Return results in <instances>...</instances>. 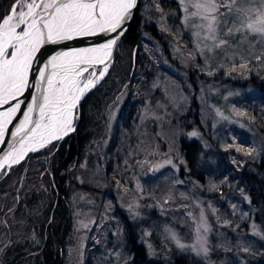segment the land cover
I'll use <instances>...</instances> for the list:
<instances>
[{
	"label": "rangeland",
	"instance_id": "374dc122",
	"mask_svg": "<svg viewBox=\"0 0 264 264\" xmlns=\"http://www.w3.org/2000/svg\"><path fill=\"white\" fill-rule=\"evenodd\" d=\"M174 1L141 0L136 15L142 25L139 50L135 53L131 47L123 48L126 56L129 51L134 52L129 57L135 59L132 71L137 82L133 87L137 90L136 98L139 100L131 128L119 129V144L123 153L113 157L108 150L111 137L119 135L114 124L124 99L121 96L108 110L102 140L94 144V149L86 150L80 159L73 158L67 164L68 178L65 177L64 183L69 203L66 223L70 233L61 251L64 255L63 264H129L132 254L121 237L123 228L120 227V210L132 220L138 221L139 238L151 253H154L155 247L151 235L160 232L165 240L176 247L191 252L208 264H215L216 261L209 256L214 250L211 248V237L215 236L217 240L219 238L218 242L227 237L234 239L236 258H223L217 264H242L245 259L241 258V252L255 254L258 248L255 241L264 240L255 223H251L249 228L256 236L254 240L244 239L238 231L233 235L231 231L224 234L221 226L227 221L217 206L201 195V187L197 183L186 186L188 175L182 183H178L174 174V157L183 160L175 145L176 133H179L175 129L176 112H185L196 92L202 103L203 122L214 136L217 137L223 124L237 126L236 115L240 114L245 100L257 94L258 89L252 85H236L226 81L224 76L243 77L250 71L263 74L264 62L250 58L244 51L240 54L250 62L247 67L241 68L243 61L234 55L238 49L222 47L209 52L204 44H211V41L203 39L207 35V29L200 27L208 22L201 15H194L198 12L196 5L204 0H185L187 12L181 0ZM32 2L33 0H24L25 4ZM45 2L47 0H35L40 5L35 9L39 14L37 18L46 13L43 8ZM262 2L264 0H238V6L264 10L261 8ZM23 10L28 11L26 7ZM240 39L242 37L237 34L233 43ZM248 42L255 45L253 56L264 51V44L258 43L257 36H248ZM244 47L247 49L248 44ZM114 63L115 55L105 77ZM103 68L102 64L94 67L97 76ZM189 69L194 70L199 87L197 91ZM92 71L90 68L89 72ZM216 74L223 77H213ZM87 78L88 73H85L82 80ZM78 106L74 110L72 126L76 122ZM183 122L185 124V120ZM193 133L206 143L207 139L199 129L195 128L192 135ZM66 137L67 135L27 153L19 163L5 167L0 173V205L4 204L1 208L5 211V215L0 216L4 219L1 221L2 226L0 225V243L8 250L11 247L14 250L28 246L35 250L34 246L40 247L42 244L44 236H39L36 224L44 219L41 216L45 215L43 211L50 194L53 180L50 173L54 168L52 154ZM235 148L241 154L237 157L243 158L249 154V150L239 144H235ZM169 160L171 163H167ZM16 189L25 193L20 209L15 208L18 200ZM33 194L37 198L29 206L26 205L34 197ZM40 194L43 198L40 196L38 200ZM7 203L14 209H8ZM144 206L147 210L143 209ZM148 209H154L158 215L168 219L160 224L152 221L149 216L144 220ZM108 237L110 241L106 242ZM200 240L206 241L207 254L199 251ZM5 252L0 249V256L5 257ZM0 264H8L7 259L3 258Z\"/></svg>",
	"mask_w": 264,
	"mask_h": 264
},
{
	"label": "trees",
	"instance_id": "16d2710c",
	"mask_svg": "<svg viewBox=\"0 0 264 264\" xmlns=\"http://www.w3.org/2000/svg\"><path fill=\"white\" fill-rule=\"evenodd\" d=\"M14 2L15 0H0V18L10 11ZM174 3L177 5L176 1ZM141 28L142 25L137 16L116 48L112 70L81 102V119L77 130L70 138L65 139L61 149L52 154L54 168L50 173L53 179L50 184L51 191L43 211L45 215L41 216L44 219L41 222L37 220L38 224H36L39 236H44L42 244L40 247L34 246L35 250L30 246L14 250H11V247L8 250L1 242L0 249L6 251L4 253L6 255L0 256V262L6 258L8 264H63L64 255L61 251L70 233L69 225L66 223L69 203L56 193V188L64 190L68 162L76 156L80 159L86 150L94 149V144L102 140L105 135L108 110L119 101L117 98L121 96H124V99L119 106L114 124L119 135L111 137L108 150L113 157L123 153L119 144L121 142L119 129L131 128L139 107V100L136 98L137 90L133 87L137 82L136 75L132 71L135 59L129 57V54L134 52L129 51L126 56L123 54V48L131 47L135 53L139 50ZM169 56L171 57V53ZM171 59L177 61L173 57ZM189 73L197 91L199 87L194 70L189 69ZM201 75L206 74L201 73ZM218 76L222 75H213V77ZM224 79L236 85L255 86L258 93L245 100L240 114L235 117L238 119L237 126L230 123L223 124L216 137L203 122L202 103L195 92L188 109L185 112L178 110L174 117L177 122L175 129L179 131L178 134L176 133L175 145L183 159L181 161L174 157L175 180L182 183L188 175L187 187L192 186L194 182L201 187L199 188L201 195L207 201H212L219 212L225 216L227 223L221 226L224 234L231 231L233 235L238 231L242 233L244 239L254 240L255 234L249 231L251 223H255L264 236V72L257 74L250 71L243 77L226 75ZM188 118L189 121H186ZM184 120L185 124L182 123ZM195 128L205 136L206 143L202 142L198 136L192 135ZM235 144L247 148L249 154L244 155L243 158L237 157L241 154L236 150ZM143 209L147 210L145 206ZM148 210L144 220L149 216L152 221L160 224L168 219L158 215L154 209ZM119 214L122 225L120 227L123 228L121 237L132 254L129 264H208L206 260L165 240L160 232L157 235H151L155 245L154 253H151L139 238L138 221L132 220L121 210ZM211 239L213 240L211 248L214 250L209 256L216 261L215 264L223 258L232 256L236 258L234 239L230 240L226 237L220 242L215 236ZM108 241L110 237L107 238L106 242ZM255 245L258 246L255 254L241 252V258L245 259L242 264H264V240L257 239Z\"/></svg>",
	"mask_w": 264,
	"mask_h": 264
},
{
	"label": "snow or ice",
	"instance_id": "6c2138e0",
	"mask_svg": "<svg viewBox=\"0 0 264 264\" xmlns=\"http://www.w3.org/2000/svg\"><path fill=\"white\" fill-rule=\"evenodd\" d=\"M137 3L138 0H47L43 4L47 15L38 19L39 14L35 9L40 5L35 0L27 4L24 0H15L8 14L0 18V105L15 100L28 86L34 55L46 41L56 43L74 36L96 34L97 30L101 33H117L114 38L96 47L59 52L37 70L39 78L36 87L39 95L33 96L27 111L23 113V119L11 133L13 138L20 137L17 141L19 147L13 144L0 157V168L9 161L12 164L19 163L28 151H35L36 148L29 147V144L36 143L37 139L40 141L38 147L42 148L75 130L72 126L73 112L86 91L94 88L108 72L105 61L107 59L110 63L112 48L123 35L121 26L131 17ZM181 4L185 5L187 12L185 0H181ZM25 7L27 12L23 10ZM196 7L198 12L194 15H201L208 22L200 27L207 29L203 39L211 41V44H204L209 52L222 47H234L239 50L234 55L243 61L241 68L247 67L250 62L240 54L244 51L250 58L264 62V51L253 56L255 45L248 42V36L255 35L258 43L264 44V10L240 7L238 0H204ZM261 8H264V2ZM237 34L242 39L233 43ZM245 44H248L247 49ZM97 63L104 65L98 76L94 70ZM90 68L92 72H89ZM85 73H88V78L82 80ZM19 109L20 103L17 102L7 111L0 112V143H5V126ZM36 111L38 118L33 119L32 113ZM205 243L204 240L199 241V251L207 254Z\"/></svg>",
	"mask_w": 264,
	"mask_h": 264
},
{
	"label": "water",
	"instance_id": "95a60500",
	"mask_svg": "<svg viewBox=\"0 0 264 264\" xmlns=\"http://www.w3.org/2000/svg\"><path fill=\"white\" fill-rule=\"evenodd\" d=\"M140 3H141V0H138L137 7L132 10L131 17L128 20H126L124 22V24L121 26V29L123 30V35L120 36V39L117 41V44L114 45L112 48L110 63L108 62L107 59L105 61V63L108 64V70H109L111 62L114 59V55H115V51H116L117 46L119 45L120 41L122 40L123 36L125 35L126 31L130 27V25L132 24V22L134 21L136 15L138 13ZM46 15H47V12L45 14L39 16L38 18L42 19ZM119 31H120V29H118V32ZM116 35H117V33L107 32L106 34H103V33L98 31V32H96V34H93V35L75 36L72 39L63 40V41H59L56 43L46 42V44L44 45V47L42 48V50L40 52V55H39L40 57L38 56L37 60L39 62V65L37 67H35V72H34L35 75L32 78V83H30L28 85V87H26L24 90H22V92L17 95L15 100H9L8 103H6L4 105H0V112H5V111H7L8 108H10L15 103H17V102L20 103V109L16 113L13 114V116L11 117V122L5 126L7 131H6L5 137H4L5 143H0V157H3L4 154L10 150V146L17 143L19 136L13 138L11 133L16 130V126L19 125L20 121L23 119V113L27 111L28 105L32 102L33 96L39 95V91H38V88L36 87V85L38 83V78H39V73L37 70L40 69V62H42V60L45 57H48V58H49V56L52 57V56L56 55L57 53H59L60 51L67 52V51H72L74 49H79L78 46H83V48H81V49L96 47L100 44L106 43L109 39L114 38ZM70 46L72 47L71 50L69 49ZM98 65H99V63H97L94 67H96ZM44 86H46V85H44ZM92 89L86 91L85 95L81 98L78 105L81 104L83 99L86 97V95ZM37 112L38 111L33 112L32 116H34ZM10 165H12V163L9 164L8 162H6L3 166V168H0V173L4 170L5 167H8Z\"/></svg>",
	"mask_w": 264,
	"mask_h": 264
},
{
	"label": "flooded vegetation",
	"instance_id": "af4514ba",
	"mask_svg": "<svg viewBox=\"0 0 264 264\" xmlns=\"http://www.w3.org/2000/svg\"><path fill=\"white\" fill-rule=\"evenodd\" d=\"M81 105V104H80ZM80 105L78 106V113H77V117H76V122H75V124H74V126H73V128L75 129L73 132H71V133H69L68 135H67V137L66 138H70V136H72V134L77 130V128H78V126H79V122H80V119H81V107H80ZM73 116H74V112H73ZM65 138V139H66ZM65 139H63L60 143H59V145H58V148L55 150V152L57 151V150H59V149H61V147H62V145L65 143ZM38 148H40V147H38ZM37 149V148H36ZM29 152H31V151H28L27 153H29ZM30 154V153H29ZM26 155H28V154H26ZM25 155V156H26ZM24 156V157H25ZM76 158V160H77V156L75 157ZM73 159V158H72ZM75 160V161H76ZM9 173V171L6 173V174H8ZM23 183V182H22ZM64 185H65V183H64ZM64 190H65V193H64ZM64 190H61V188H56V193L62 198L63 197V199L65 200H67L68 201V198L66 197L67 196V190H66V187H64ZM16 196L18 197V200H17V202H16V209H20V206H21V201H22V196H24L25 195V193H22V191H20V190H18V189H16ZM51 191V190H50ZM60 191H61V194L63 195V196H61V194H60ZM64 194H66V196L64 195ZM34 195V197H31L28 201H29V203L28 204H26V205H30V203H32L33 202V200H35L37 197L35 196V194H33ZM40 196H41V198H43L42 197V194H40L39 195V198H38V200L40 199ZM26 197V196H25ZM24 198V197H23ZM10 202V201H9ZM26 202V201H25ZM8 204V203H7ZM10 204V203H9ZM8 204V209H14V208H10V205ZM4 205V204H3ZM3 205H0V208L3 206ZM25 205V206H26ZM4 216L5 215V211H4V209L3 208H1L0 209V216ZM2 220H4V219H2V217H0V225L2 226V224H1V221Z\"/></svg>",
	"mask_w": 264,
	"mask_h": 264
},
{
	"label": "bare ground",
	"instance_id": "6f19581e",
	"mask_svg": "<svg viewBox=\"0 0 264 264\" xmlns=\"http://www.w3.org/2000/svg\"><path fill=\"white\" fill-rule=\"evenodd\" d=\"M39 19V18H38ZM18 31V30H17ZM99 30H97V32H98ZM107 32H105V33H103V34H106ZM93 35V34H92ZM75 37V36H74ZM47 42V41H46ZM46 42L44 43V44H42L41 46H40V48H39V50L35 53V55H34V58H33V61H32V64H31V67H30V69H29V74H28V85L30 84V83H32V78H33V76L35 75L34 74V72H35V67H37L38 65H39V62H38V56L40 55V52H41V50H42V48L44 47V45L46 44ZM73 45V44H72ZM79 47V49H81V48H83V46H78ZM71 46L69 47V49L71 50ZM60 52H64V51H60ZM67 52H69V51H67ZM40 57V56H39ZM49 58H51V56H49ZM49 58L48 57H45L43 60H42V62H40V69L41 68H43L44 67V65H45V63H47V61L49 60ZM81 86H83V85H81ZM26 87H28V86H26ZM25 87V88H26ZM24 88V89H25ZM23 89V90H24ZM38 118V112L33 116V119H37ZM34 125H28L27 127H33ZM19 139H20V137H19ZM18 139V140H19ZM40 141L37 139V142L36 143H32V144H29V147H34V148H38V143H39ZM16 147H19V144L18 143H16ZM9 164H11V162L9 161L8 162Z\"/></svg>",
	"mask_w": 264,
	"mask_h": 264
}]
</instances>
